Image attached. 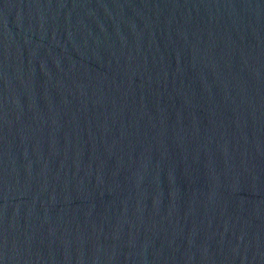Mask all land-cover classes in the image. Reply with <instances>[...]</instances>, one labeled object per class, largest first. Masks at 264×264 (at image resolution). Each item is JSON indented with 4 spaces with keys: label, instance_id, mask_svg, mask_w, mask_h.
<instances>
[{
    "label": "water",
    "instance_id": "water-1",
    "mask_svg": "<svg viewBox=\"0 0 264 264\" xmlns=\"http://www.w3.org/2000/svg\"><path fill=\"white\" fill-rule=\"evenodd\" d=\"M0 264H264V0H0Z\"/></svg>",
    "mask_w": 264,
    "mask_h": 264
}]
</instances>
